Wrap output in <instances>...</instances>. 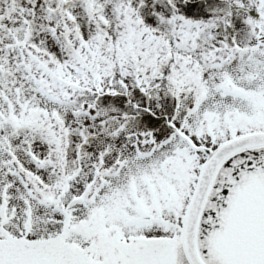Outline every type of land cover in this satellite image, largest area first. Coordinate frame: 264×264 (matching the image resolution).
Segmentation results:
<instances>
[{
  "label": "snow or ice",
  "instance_id": "6c2138e0",
  "mask_svg": "<svg viewBox=\"0 0 264 264\" xmlns=\"http://www.w3.org/2000/svg\"><path fill=\"white\" fill-rule=\"evenodd\" d=\"M0 264H264V0H0Z\"/></svg>",
  "mask_w": 264,
  "mask_h": 264
}]
</instances>
